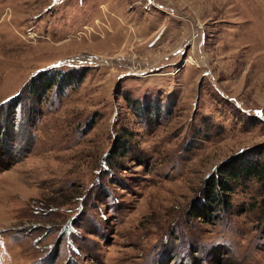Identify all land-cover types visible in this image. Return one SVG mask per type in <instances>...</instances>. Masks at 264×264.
<instances>
[{"label":"rangeland","instance_id":"374dc122","mask_svg":"<svg viewBox=\"0 0 264 264\" xmlns=\"http://www.w3.org/2000/svg\"><path fill=\"white\" fill-rule=\"evenodd\" d=\"M246 151L264 0H0V264H264L259 181L202 197Z\"/></svg>","mask_w":264,"mask_h":264},{"label":"trees","instance_id":"16d2710c","mask_svg":"<svg viewBox=\"0 0 264 264\" xmlns=\"http://www.w3.org/2000/svg\"><path fill=\"white\" fill-rule=\"evenodd\" d=\"M59 72V74H57ZM52 76H47L43 79L44 85L41 86L35 85L38 92H43L47 86L57 84L58 87L65 85L64 76L61 78L60 71L53 72ZM70 80H72L70 78ZM74 81H77V78L73 77ZM38 86V87H37ZM34 89V92L36 91ZM131 102L135 103V99H131ZM130 104V102H129ZM126 135L121 132L116 134L114 145L110 147L112 157L121 156L125 153L126 150ZM249 154L252 152L246 151L245 153L239 154L240 159L234 155L228 157L220 162L213 174L207 177V184L204 186L202 191L203 203L208 206L205 210L208 211L211 209L210 206H213L217 200L227 199V195L234 185H237L241 180L246 178H254L259 181V193L264 197V159L259 156L255 158H249ZM242 159V160H241Z\"/></svg>","mask_w":264,"mask_h":264},{"label":"bare ground","instance_id":"6f19581e","mask_svg":"<svg viewBox=\"0 0 264 264\" xmlns=\"http://www.w3.org/2000/svg\"><path fill=\"white\" fill-rule=\"evenodd\" d=\"M191 62L193 61V58H191V60H190Z\"/></svg>","mask_w":264,"mask_h":264}]
</instances>
